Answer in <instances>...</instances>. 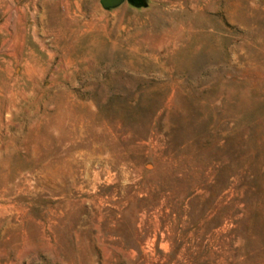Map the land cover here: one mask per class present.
Listing matches in <instances>:
<instances>
[{
    "label": "rangeland",
    "instance_id": "rangeland-1",
    "mask_svg": "<svg viewBox=\"0 0 264 264\" xmlns=\"http://www.w3.org/2000/svg\"><path fill=\"white\" fill-rule=\"evenodd\" d=\"M0 0V264H264V0Z\"/></svg>",
    "mask_w": 264,
    "mask_h": 264
},
{
    "label": "water",
    "instance_id": "water-1",
    "mask_svg": "<svg viewBox=\"0 0 264 264\" xmlns=\"http://www.w3.org/2000/svg\"><path fill=\"white\" fill-rule=\"evenodd\" d=\"M124 2H128L137 8H146L148 6L147 0H101V5L104 9L110 10L121 6Z\"/></svg>",
    "mask_w": 264,
    "mask_h": 264
}]
</instances>
